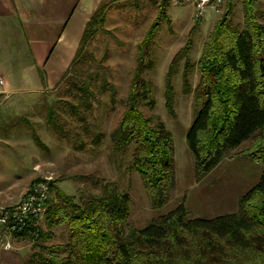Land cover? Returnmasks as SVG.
Here are the masks:
<instances>
[{"label":"trees","instance_id":"trees-1","mask_svg":"<svg viewBox=\"0 0 264 264\" xmlns=\"http://www.w3.org/2000/svg\"><path fill=\"white\" fill-rule=\"evenodd\" d=\"M168 7L169 0H162L157 17L138 45L123 111L110 134L113 152H130L129 169L139 175L152 209L164 207L176 187L172 134L158 118L144 113L156 105L151 85L143 78L149 68L144 59L149 55L160 22L167 19ZM231 9L229 2L193 63L192 38L200 19L196 20L165 76L164 107L168 115L174 117L172 81L180 66L183 92L192 96L193 118L185 142L197 179L209 174L224 159L233 157L246 143L248 147L240 155L264 165V11L257 0H244L243 24L234 26L230 21ZM103 22L100 9L86 25L72 62L75 69L66 72L63 82L67 74L74 76L76 68L87 65V58L92 55L86 57L83 48L91 42L95 27ZM88 70L81 85L66 86L65 92L71 95L75 92L72 89H76L87 109L91 108L87 100L95 97L89 91L91 84L103 83L105 79L103 75L99 80L97 71ZM194 73L197 81L192 87ZM70 108L71 114L78 116V111ZM40 181L32 180L28 188ZM50 192L52 197L44 218L47 232L38 226L34 233L25 230L16 239L40 245L53 238L54 227L66 224L67 242L41 245L40 252L32 254L23 264H264V173L238 199L233 213L205 220L189 216L180 203L142 228L129 226L130 196L111 184H103L101 193L82 205L55 184H50Z\"/></svg>","mask_w":264,"mask_h":264},{"label":"rangeland","instance_id":"rangeland-1","mask_svg":"<svg viewBox=\"0 0 264 264\" xmlns=\"http://www.w3.org/2000/svg\"><path fill=\"white\" fill-rule=\"evenodd\" d=\"M113 1L106 10L104 24L95 27L96 33L91 42L83 48L86 57L92 55L87 58V65L76 68L77 73L73 77L67 74L65 82L61 80L54 88L43 87L41 92L31 90L35 81L31 68L28 72L27 68L22 72L25 81L19 83L21 80L16 78L21 74L18 71L24 70L22 64L29 61L28 56H24L26 61L18 60V54L13 53V49H6V53L0 51V55L13 56L7 65L16 79L13 86L16 90H12L7 97L10 102L6 105L0 103V206L18 204L30 182L40 179V182L50 180L78 205L99 195L103 184L117 187L130 196L128 224L134 228H142L151 220L168 214L180 203L184 204L189 216L205 220L235 212L238 199L258 183L264 173V165L240 155L248 147L246 143L231 155L233 157L224 159L209 174L197 179L194 161L185 142L193 111L192 96L183 92L182 66L172 81L174 117L168 115L164 107L166 72L173 56L185 45L195 25L193 5L169 4L167 19L160 22L153 44L149 47V55L144 59L145 66L149 68L145 69L143 78L150 83L151 97L156 102L152 111L145 109L144 113L163 122L173 137L176 187L170 201L160 209H152L139 175L129 169L130 152H113L110 134L123 111L131 72L136 66L138 45L157 17L162 0H121L112 4ZM228 1L232 4V25L242 26L244 0H213L198 20L199 25L193 34V63L197 62ZM257 2L264 11V0ZM212 3L214 8L210 6ZM5 60L0 58L2 70ZM51 62L56 69L59 60L53 59ZM66 69L74 71L75 68L72 69L71 64ZM87 70L97 71L99 80L105 75L103 83L94 82L89 88L91 93H95L93 99L87 100L91 106L89 109L76 89H72L75 92L71 95L65 93L66 86L74 88L71 84L81 85L80 81L88 75ZM42 74V69H39L36 75L41 84L45 82ZM4 75L0 70V77ZM196 81L197 75L194 73L191 76L192 87ZM103 84L107 86L102 88ZM70 106L78 111V116L71 114ZM40 228L47 232L44 219ZM67 228L66 224L54 227L51 230L53 238L40 242V245H36L38 247L35 242L23 240L20 249L23 259L14 255V264H23L32 254L40 252L41 245L65 244L69 234Z\"/></svg>","mask_w":264,"mask_h":264},{"label":"crops","instance_id":"crops-1","mask_svg":"<svg viewBox=\"0 0 264 264\" xmlns=\"http://www.w3.org/2000/svg\"><path fill=\"white\" fill-rule=\"evenodd\" d=\"M118 1L121 0H114L112 4ZM171 2L169 0L170 5ZM110 3L111 0H0V51L6 53V49H13V53L18 54V60H23L24 56L29 59V64L22 61L24 68L20 65L24 70L18 71L21 74L16 78L21 80L19 83L25 81L22 72L26 68L28 72L31 68L35 75L31 90L41 92L43 87L51 89L57 86L67 72L66 68L75 59L86 25L100 9L103 10L105 22ZM74 38H77L76 41ZM10 56L0 55V58L6 59L3 70L0 69L5 74L0 77V95H3L0 103H5L3 105L10 102L7 97L12 90H16L13 89L16 79L7 65V61L13 58ZM53 59L59 60L56 69L51 62ZM39 69H42L45 80L42 84L36 76ZM22 245L23 240L16 238L11 241L12 248L9 250H4L0 245V264H14V255L21 256Z\"/></svg>","mask_w":264,"mask_h":264},{"label":"built area","instance_id":"built-area-1","mask_svg":"<svg viewBox=\"0 0 264 264\" xmlns=\"http://www.w3.org/2000/svg\"><path fill=\"white\" fill-rule=\"evenodd\" d=\"M213 0H172L174 6L183 3L193 5L195 20L201 19ZM220 1V0H218ZM214 8L213 3L210 5ZM0 84H2L0 80ZM50 200V180L39 182L28 188L18 204L0 206V245L4 250L11 249V241L17 234L32 230L41 225Z\"/></svg>","mask_w":264,"mask_h":264},{"label":"water","instance_id":"water-1","mask_svg":"<svg viewBox=\"0 0 264 264\" xmlns=\"http://www.w3.org/2000/svg\"><path fill=\"white\" fill-rule=\"evenodd\" d=\"M51 184V183H50Z\"/></svg>","mask_w":264,"mask_h":264}]
</instances>
